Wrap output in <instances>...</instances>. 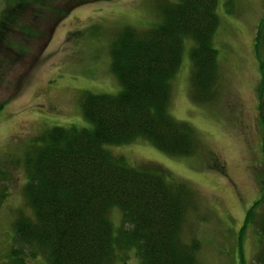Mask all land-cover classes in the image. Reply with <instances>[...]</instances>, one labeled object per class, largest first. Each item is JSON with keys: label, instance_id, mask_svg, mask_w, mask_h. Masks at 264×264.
I'll use <instances>...</instances> for the list:
<instances>
[{"label": "rangeland", "instance_id": "obj_1", "mask_svg": "<svg viewBox=\"0 0 264 264\" xmlns=\"http://www.w3.org/2000/svg\"><path fill=\"white\" fill-rule=\"evenodd\" d=\"M160 1L46 0L35 9L30 1L14 4L15 25L0 30V264H48L44 252L30 251L13 235L19 213H31L23 193L26 147L48 125L90 123L82 115V93L121 88L111 72V40L124 24L153 25L160 19ZM217 1L213 95H191L188 39L171 80L169 112L194 127L198 149L177 157L143 138L106 147L130 164L165 165L192 185L194 201L181 237L198 240L199 264H239V253L244 264H262L255 260L262 248L255 222L264 215V69L254 44L264 0ZM6 3L0 0V13ZM21 24L35 32L23 33ZM8 35L15 44L4 42ZM260 36L264 57V25ZM261 197L254 223L243 228L246 210ZM110 210L108 217L119 225L120 209ZM16 247L20 251L13 255ZM110 264L140 262L133 249H124Z\"/></svg>", "mask_w": 264, "mask_h": 264}, {"label": "trees", "instance_id": "obj_2", "mask_svg": "<svg viewBox=\"0 0 264 264\" xmlns=\"http://www.w3.org/2000/svg\"><path fill=\"white\" fill-rule=\"evenodd\" d=\"M12 1L0 13V30L15 25V3L30 1L35 9L46 0ZM217 2L161 0L160 19L153 25L124 24L118 30L109 54L121 88L111 94L84 91L87 126L48 125L26 147L23 193L31 213H19L13 221L19 243L44 252L48 264H110L124 249H133L140 264L200 263L198 240L181 237L185 212L194 201L192 185L152 160L130 164L106 145L143 138L177 157L198 149L194 127L169 112L171 80L188 39L191 95L194 100L213 95ZM263 25L264 17L254 44L262 71L258 45ZM21 28L35 32L23 24ZM10 36L3 37L8 46L15 44ZM262 198L246 210L243 228L254 223ZM112 206L121 211L119 225L108 217ZM259 218L255 223L262 248L255 260L264 264V215ZM19 251L12 249L13 255Z\"/></svg>", "mask_w": 264, "mask_h": 264}]
</instances>
